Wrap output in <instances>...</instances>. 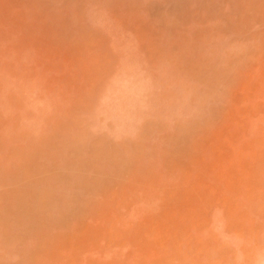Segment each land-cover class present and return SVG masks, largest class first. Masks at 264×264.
I'll return each instance as SVG.
<instances>
[{"label": "rangeland", "instance_id": "1", "mask_svg": "<svg viewBox=\"0 0 264 264\" xmlns=\"http://www.w3.org/2000/svg\"><path fill=\"white\" fill-rule=\"evenodd\" d=\"M0 264H264V0H0Z\"/></svg>", "mask_w": 264, "mask_h": 264}]
</instances>
